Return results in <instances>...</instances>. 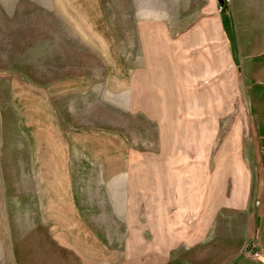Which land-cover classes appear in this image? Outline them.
Segmentation results:
<instances>
[{"label": "rangeland", "instance_id": "1", "mask_svg": "<svg viewBox=\"0 0 264 264\" xmlns=\"http://www.w3.org/2000/svg\"><path fill=\"white\" fill-rule=\"evenodd\" d=\"M39 19L0 61L39 113L0 157V264H264V0H55Z\"/></svg>", "mask_w": 264, "mask_h": 264}, {"label": "crops", "instance_id": "2", "mask_svg": "<svg viewBox=\"0 0 264 264\" xmlns=\"http://www.w3.org/2000/svg\"><path fill=\"white\" fill-rule=\"evenodd\" d=\"M39 12L48 15H54L55 0H0V61H7L6 53H25L30 50L29 45L39 44V35L41 29H49L48 22L40 23ZM46 17V16H44ZM43 17V18H44ZM53 25L51 26V28ZM49 43V42H48ZM8 45H15V49L7 48ZM27 50V51H26ZM16 58L15 60H17ZM0 157L4 160L6 157H14L9 152L15 144H11L14 135H18L19 140L25 133L26 141L32 142L38 140L35 137L34 126L39 123L38 104L31 101L30 96L26 99L22 94V85L17 79L25 74L20 70L0 68ZM24 92V91H23ZM6 94V102L2 100V95ZM21 93V94H20ZM12 109L14 121L10 126L5 122L7 116L6 110ZM13 120V119H12ZM9 135V136H8ZM7 166L1 164L0 169L4 171ZM49 170L45 166L33 165L30 171L33 173ZM207 200L209 207L210 192L208 186ZM200 195V194H199ZM213 195V194H212Z\"/></svg>", "mask_w": 264, "mask_h": 264}, {"label": "built area", "instance_id": "3", "mask_svg": "<svg viewBox=\"0 0 264 264\" xmlns=\"http://www.w3.org/2000/svg\"><path fill=\"white\" fill-rule=\"evenodd\" d=\"M244 252L246 256L251 257L253 260H256V261L262 260L261 255L254 249L245 250Z\"/></svg>", "mask_w": 264, "mask_h": 264}, {"label": "trees", "instance_id": "4", "mask_svg": "<svg viewBox=\"0 0 264 264\" xmlns=\"http://www.w3.org/2000/svg\"><path fill=\"white\" fill-rule=\"evenodd\" d=\"M221 12H223V13L226 15V14H227V7H225V8H222V7H221ZM250 246H252V244H249V246L246 247L245 250L253 249V247H250ZM239 257L241 258V256H239ZM237 260H238V259H237Z\"/></svg>", "mask_w": 264, "mask_h": 264}]
</instances>
